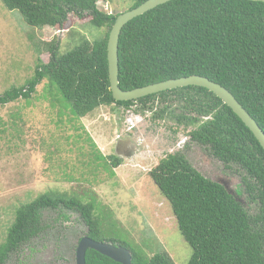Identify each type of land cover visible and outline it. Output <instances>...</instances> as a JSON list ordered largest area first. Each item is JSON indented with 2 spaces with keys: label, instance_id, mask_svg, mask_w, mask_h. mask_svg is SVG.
<instances>
[{
  "label": "trees",
  "instance_id": "1",
  "mask_svg": "<svg viewBox=\"0 0 264 264\" xmlns=\"http://www.w3.org/2000/svg\"><path fill=\"white\" fill-rule=\"evenodd\" d=\"M98 1L2 0L35 28L65 29L70 14H74L81 19L91 17L93 27L107 30L104 36L85 40L65 53L60 51L57 39L46 42L49 61L40 60L34 75L24 84L0 93V105L19 100L30 104L44 79L48 80L44 96L50 97L52 105L62 103V109H69L76 119L102 105L151 109L155 100H188L194 113L176 116L179 122L185 119L187 124H196L199 116H210L189 131L191 140L208 148L227 168L236 167L237 173H244L243 189H236L234 195L224 184L194 168L180 151L162 158L150 172L193 250L187 264H264V148L240 117L205 87L190 85L136 100H116L110 87L107 45L120 13L100 10ZM145 1L136 0L132 8ZM119 67L124 90L193 74L207 76L228 88L264 130V2L171 0L161 4L123 27ZM21 108L12 113L13 125L23 121ZM86 134L93 148L91 160L86 163L91 173H96L93 168L110 170V166L121 164L115 155L104 156ZM92 162L96 163L93 168ZM81 180L93 182L83 173ZM240 196H245L244 201ZM62 207L80 213L88 226L85 235L131 249L132 264H175L166 251L149 257L128 242L106 240L102 224L107 216L99 214L95 195L88 193L85 198L57 191L40 194L16 209L5 242L0 245V264L44 229L43 210ZM61 217L70 219L66 213ZM86 264L122 263L90 248Z\"/></svg>",
  "mask_w": 264,
  "mask_h": 264
},
{
  "label": "rangeland",
  "instance_id": "2",
  "mask_svg": "<svg viewBox=\"0 0 264 264\" xmlns=\"http://www.w3.org/2000/svg\"><path fill=\"white\" fill-rule=\"evenodd\" d=\"M135 1L99 0L98 7L116 14L130 10ZM90 18L70 14L65 29L35 28L0 0V93L24 84L40 60L49 61L46 42L57 39L65 53L85 40L104 36L107 28L93 27ZM47 82L44 79L37 86L30 104L19 100L0 105V245L21 204L48 191L85 198L90 193L96 196L99 214L107 216L102 224L106 240L128 242L149 257L166 251L175 264H187L193 250L150 172L162 158L180 151L194 168L224 184L234 195L236 189H243L244 172L227 168L208 148L191 140L189 131L196 125L176 118L189 114L188 110L192 115V105L186 99L155 100L151 109L102 105L76 119L69 109H62V103L52 105L50 97L44 96ZM18 108L24 118L13 125L12 113ZM86 133L104 156L115 155L121 164L95 170L92 162L96 173H91L86 163L93 148ZM82 173L93 182L82 181ZM63 213L70 219L64 220ZM42 225L40 234L11 252L4 264H76L78 244L88 231L80 213L65 207L48 208L43 210Z\"/></svg>",
  "mask_w": 264,
  "mask_h": 264
},
{
  "label": "water",
  "instance_id": "3",
  "mask_svg": "<svg viewBox=\"0 0 264 264\" xmlns=\"http://www.w3.org/2000/svg\"><path fill=\"white\" fill-rule=\"evenodd\" d=\"M168 1L171 0H146L139 6L122 12L117 16L110 30L107 45L110 87L114 98L120 101H129L178 87L190 85L205 87L222 99V101L240 117L264 148V130L258 124L256 119L247 111L243 104L228 88L211 80L207 76L193 74L151 83L130 90H124L121 88L119 81V40L123 27L135 17ZM253 1L264 2V0ZM90 248L99 251L122 264H132L133 255L131 249L108 241H97L89 236L82 237L78 244L76 250V264H86V253Z\"/></svg>",
  "mask_w": 264,
  "mask_h": 264
},
{
  "label": "flooded vegetation",
  "instance_id": "4",
  "mask_svg": "<svg viewBox=\"0 0 264 264\" xmlns=\"http://www.w3.org/2000/svg\"><path fill=\"white\" fill-rule=\"evenodd\" d=\"M169 90H172V89H169ZM166 91V90H165ZM188 113V112H187ZM190 113V112H189ZM194 113V112H193ZM199 116V115H198ZM197 116V117H198ZM202 118H203V120H202ZM210 118V116H199V121H198V123H196V124H193V123H191V124H193V125H197V124H201L203 121H205L206 119H209ZM200 121H202V122H200ZM198 126V125H197ZM197 126H195L193 129H195ZM192 129V130H193ZM216 157V156H215ZM84 236H87V235H84ZM83 236V237H84ZM81 240V239H80Z\"/></svg>",
  "mask_w": 264,
  "mask_h": 264
}]
</instances>
